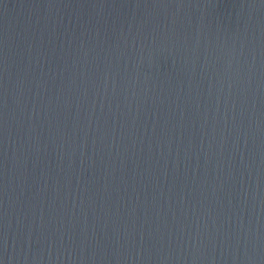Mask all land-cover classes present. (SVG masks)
<instances>
[{
    "label": "water",
    "instance_id": "obj_1",
    "mask_svg": "<svg viewBox=\"0 0 264 264\" xmlns=\"http://www.w3.org/2000/svg\"><path fill=\"white\" fill-rule=\"evenodd\" d=\"M0 264H264V0H0Z\"/></svg>",
    "mask_w": 264,
    "mask_h": 264
}]
</instances>
